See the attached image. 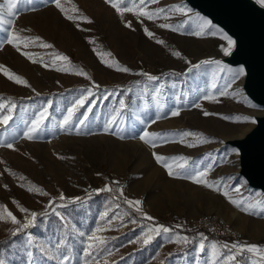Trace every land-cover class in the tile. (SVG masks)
Segmentation results:
<instances>
[{
	"label": "rangeland",
	"instance_id": "rangeland-1",
	"mask_svg": "<svg viewBox=\"0 0 264 264\" xmlns=\"http://www.w3.org/2000/svg\"><path fill=\"white\" fill-rule=\"evenodd\" d=\"M61 2L65 8L75 6L79 10L69 12L70 15H83L91 22L70 21L52 0H34L33 5L22 2L14 17H5L12 19L11 25H0V65L30 85L9 80L0 71V97L3 98L0 102L11 98L16 104L12 119L7 125L0 124V204L6 205L22 222L27 214L13 201L30 212L47 213L27 232L32 237L31 245L26 233L11 234L10 230L17 226L0 222V240L14 238L10 247L0 250V262L29 264L27 252L31 251L32 264H60L58 256L63 254L72 257L68 264H212L213 243L203 240L206 248L200 252L201 240L193 245L184 243L178 237L186 236L177 231L184 228L181 224L185 220L206 214L224 217L244 235L245 242L263 241L264 211L261 209L264 204L256 202L264 199L236 175V152L220 149L222 138L238 136L251 124L250 119L236 120L235 117H248L257 111L241 90L243 76L233 80L231 74L216 73V66L189 70L200 59L219 51L226 41L219 34L194 35L200 24L194 12L169 11L173 5L190 9L183 0L149 2L150 11L166 10L153 20L137 19L132 13L121 17L106 0ZM127 21H131V27L126 26ZM162 23L171 24L177 30L160 28ZM145 28L154 35L149 37ZM13 33L22 37L38 36L52 47H40L36 41L25 48L23 42H18L21 50L17 51L5 42V37ZM157 40H163L164 44H158ZM24 52L30 53L37 62L29 60ZM98 52L111 53V57L104 58L108 63L118 62L130 71L108 67ZM173 52L181 55L177 57ZM56 53L67 56L69 61L56 60L53 66ZM57 67L69 70L57 71ZM75 68L83 69L91 79L75 74ZM142 73L159 79L149 81ZM88 89L93 92L89 101L76 112L72 124L61 128L67 109ZM208 94L215 99H204ZM120 100L125 101L124 108L120 107ZM176 108L180 114L172 116ZM45 109L46 119L40 133L29 140L24 132ZM205 111L210 114L204 115ZM0 112L8 114L7 104ZM84 114L88 119L81 125L79 121ZM113 116L117 117L116 123L108 125L109 130L105 132V125ZM144 131L161 134L156 147L139 139ZM184 131L203 135L185 137L182 143L181 137L174 134ZM6 143H13V148L3 146ZM189 143L196 146L189 147ZM153 153L184 156L188 158V169L204 170L211 165L207 179L216 182L223 178L221 191L190 179L169 176ZM21 176L25 179L21 180ZM106 185L113 189L115 197L101 195L69 203L86 194L101 193L96 190ZM31 186L48 195L28 191ZM236 188L240 189L238 193ZM225 190L233 199H242L254 207L241 211L223 195ZM61 194L66 198L64 201L59 200ZM117 198L140 200L142 212L151 216L153 222L143 224L146 217L134 208L122 206ZM57 200L59 203H55ZM104 212L108 217L101 220ZM159 224L170 228L171 233L154 235L145 244L148 228ZM97 227L105 229L97 233L105 243L92 241L91 254L85 256L88 236ZM58 242H64L65 246L58 249ZM217 245V254H228L229 249ZM231 264L264 262L244 258Z\"/></svg>",
	"mask_w": 264,
	"mask_h": 264
},
{
	"label": "snow or ice",
	"instance_id": "snow-or-ice-1",
	"mask_svg": "<svg viewBox=\"0 0 264 264\" xmlns=\"http://www.w3.org/2000/svg\"><path fill=\"white\" fill-rule=\"evenodd\" d=\"M26 3L28 5H33L34 4V0H2V2H0V25H11L12 24V19H6L5 17H14L15 15H17V10L19 8V5L21 3ZM107 3H109L111 5V7L113 9H115V11L121 16L123 17L125 13H132L137 19H139L140 17H145L148 20H153V19H158L160 18V16L162 14L166 13V10L164 8H158L155 11H150L147 8V4L149 2L151 3H155L156 0H106ZM52 3H54L55 7L57 9L60 10L61 13H63L65 15V17L70 20V21H75L77 19L86 21V22H91L88 17L80 15V16H74V15H70L69 12L72 13H76L79 10L73 6L71 9L65 8L62 5L61 0H52ZM257 3L261 4L262 6H264V0H257ZM169 11L172 12H179V13H184L187 14V12H191V9H187L184 6H180V5H173L171 6V8L169 9ZM165 19H167V15H165L164 17ZM196 19L198 21H200L199 24V31L194 32V35L197 36H201L204 35L206 33H210L212 36H216L219 34L220 38L224 41L227 42L226 46L222 47V51L225 55H229L231 53L232 48L235 46V41L232 39L231 36H229L226 32H224L222 29L218 28L216 25H214L212 23L211 20L200 16L198 13L196 14ZM142 23V21H141ZM126 26L127 27H131V21H127L126 22ZM77 27H79V25H77ZM160 28H170L171 30L175 31L177 30L176 28H173V26L171 24H167V23H162L159 25ZM6 31V29H5ZM145 33L149 36L152 37L154 34L150 31H148L147 28H145ZM39 41L40 47L43 48H51L52 45L47 44L45 42H43L41 40L40 37H22L19 35H16L15 33L10 34L8 36L5 37V42L8 44L13 45L14 47L17 48V51H20V44L18 42H23V47H28L30 44ZM90 43H95V41H89ZM158 44H164L163 40H157L156 41ZM29 60H32L33 63H36L37 61L35 59H33V56L28 53V52H24L23 53ZM101 60L108 66V67H115L116 70L118 71H122V72H129L130 69H128L127 67H123L120 66L118 62H113V63H108L107 60H105V57H111V53L109 52H103L97 53ZM173 55L179 57L181 54L179 52H173ZM56 60H61V61H69V58L65 55L56 53L55 54V59L52 61V65L55 66V61ZM41 63H43V61H41ZM205 65H215L216 66V73H228L231 74V77L233 80L238 79L239 77L243 76L245 74V70L243 67H239L236 69H232L227 67L226 65L222 64L221 61L219 60H204L201 61L199 64L196 65H192V68L189 69L190 71L192 69H199L202 66ZM46 67L48 66L47 64L45 65ZM57 71H68L69 69L66 67H57L56 68ZM0 71L3 72V74L5 76L8 77L9 80H13L14 82L18 83V84H22L25 86L30 87V85L28 84V81L25 80L23 77L11 72L9 69H7L5 66L0 65ZM74 73L77 75H83L88 79H91V77L88 76V74L86 72H84L83 69H79V68H75L73 69ZM142 75H144L145 77H147V79L149 81H157L159 79V77L150 75L148 73H142ZM215 76V73H214ZM98 87V86H97ZM213 87H215V85H213ZM86 94H82L74 103V105L70 108L67 109V114L63 117V120L60 122V127L61 128H65L67 126H69L70 124H72L73 122V118L76 115V112L79 110L80 107H82L86 102L89 101V97L93 95V92L91 91V89L85 90ZM157 93H159V89H157ZM221 95H227L226 92H221ZM204 99H215L214 96H212L211 94L205 95ZM0 100H3L2 97H0ZM120 107L124 108L125 107V101L124 100H120ZM6 104H7V115L2 114V112H0V124L3 125H7L8 122L12 119V111L13 109H15L16 104L12 101L11 98H8L6 102H0V110H4L6 108ZM196 107H200L199 104L195 105ZM88 111H91V108H89ZM117 114H119V110H116ZM46 114H47V109H45L44 111H42L37 117L36 119L31 121V126L27 128V130L24 132V136L27 137L29 140L33 139L36 135H38L41 131V126L44 123V120L46 119ZM180 114V109L176 108L174 110H172L171 115L172 116H178ZM210 113L208 112H204V115H209ZM157 118H159V115L157 116ZM88 119L87 114H84L83 119H81L79 121V124H84L85 121ZM116 116H113L111 120L108 121V123L105 125V132H107L109 130L108 125L110 124H114L116 123ZM236 120H248L249 117H235ZM174 135H179L181 137V142L183 143L184 140L183 138L185 137H201L203 134H199V133H193V132H189V131H184V132H180V133H175ZM161 134L159 133H154V132H148V131H144L142 135L139 136V139L141 141H143L145 144H149L152 147H156V140L158 138H160ZM204 142H208L207 140H205ZM3 146H6L8 148H13V143H6ZM189 147H194L196 146L194 143H189L188 144ZM157 163L161 164L165 169H167L168 171V175L169 176H176V177H181V178H186V179H190L193 183L199 184V185H203L209 189H212L214 191H221V185L223 182V178H221L220 181H216V182H209V180L207 179V175L209 173V171L211 170V165H208V167L204 170H200V169H188L187 166V162H188V158L184 157V156H173V157H165L162 155H158L156 153H153ZM175 169H180L183 170L182 172H178L175 171ZM6 171H10L7 170ZM12 175H15L14 173H10ZM21 180H24L25 178L23 176L19 177ZM114 183H118V182H114ZM24 185L21 184V187H23ZM5 187H7L5 185ZM35 190L36 192L40 193L41 195H48L46 192H44L42 189L35 187V186H31L28 188V191H33ZM113 189L109 186H105L104 188L101 189H97L96 192H112ZM121 195H123L122 189L119 190ZM235 191L238 193L240 191L239 188H236ZM223 195L229 200V202L231 204H233L235 207L239 208L241 211H245L247 212L250 208L254 207L251 204H247L244 200L240 199H233L231 195H229V192L227 190H225L223 192ZM66 198L63 194L60 195L59 200L64 201ZM80 198H74L73 200L69 201V203H74L75 200H79ZM14 204L17 205V207L19 208V210L23 213H26L27 215L25 216L23 222L21 220H19L8 208L6 205L0 204V222H9L12 225H15L17 227H15L14 229H11V234L13 236L24 232L25 230L29 229L32 226H35L36 224V220H37V216L38 213L36 212H30L27 208H24L22 206L19 205V203L17 201H13ZM125 203L127 205H129V207L134 208L136 212L141 213L142 215H144L148 220H152L153 218L151 216H147L146 213L142 212V209L140 208L141 205V201L140 200H130L125 198ZM257 204H264V201H257ZM52 206V202L50 201L49 203V207ZM62 207H66V205H61ZM262 211H264V208L261 209ZM53 211H55V209H53ZM42 215H47V213H43ZM55 215L58 217H61V219H63V216L60 212L55 211ZM106 217H108V213L104 212L101 213V220H104ZM113 218H118V217H113ZM111 219L109 218V223H111ZM105 229H102L100 227H97L96 229H94L92 231V233L88 236V241L89 244L88 246L85 248V256H89L91 253L89 252V249H91L93 247V244L91 243L92 241H97L99 244H104L105 241L102 237L98 236L97 233L103 231ZM171 229L168 227H165L162 224L159 225H155L153 227H149L147 233L145 234V239H144V243L147 244L149 243L152 239L154 235H160V234H168L171 233ZM28 236V243L29 245L32 244V237L30 233H26ZM81 236L84 235L83 232L80 233ZM201 242L199 243V251L203 252L206 248L205 243L203 242V234H201ZM139 239V238H138ZM178 239L182 240L184 243L188 242V238L187 237H178ZM65 244L64 242H58L57 243V248H61L64 247ZM220 247L223 248H227L228 245H222ZM218 248V245L216 243H213L211 245V249L213 250V260H212V264H231L232 261H234L236 259V256L238 254L243 253L244 251L250 252V253H256L257 255H259L262 259H264V248L255 245V244H241L239 242L237 243H233L229 249L228 254H225L223 252L217 254L216 249ZM235 250V251H233ZM27 255L29 257V264H32V252L28 251ZM222 258V260H221ZM58 259L60 261V264H68V262L72 259L71 256L67 255V254H63L58 256ZM0 264H2V262H0Z\"/></svg>",
	"mask_w": 264,
	"mask_h": 264
},
{
	"label": "water",
	"instance_id": "water-1",
	"mask_svg": "<svg viewBox=\"0 0 264 264\" xmlns=\"http://www.w3.org/2000/svg\"><path fill=\"white\" fill-rule=\"evenodd\" d=\"M183 2L195 15L198 13L211 20L236 42L229 55H225L221 48L200 59L197 64L213 59L229 68L243 67L245 70L241 90L257 111L248 114L251 124L242 134L221 139L220 149L236 152V175L246 183L248 189L258 192L264 199V6L257 0ZM244 244L264 248V240Z\"/></svg>",
	"mask_w": 264,
	"mask_h": 264
},
{
	"label": "built area",
	"instance_id": "built-area-1",
	"mask_svg": "<svg viewBox=\"0 0 264 264\" xmlns=\"http://www.w3.org/2000/svg\"><path fill=\"white\" fill-rule=\"evenodd\" d=\"M181 225L184 228L200 231L207 244L217 243L220 246L228 245L227 249H230L233 243H246L244 235L218 214H206L200 217L190 218L182 222ZM240 255H243L244 258H256L264 262V259L256 253L244 251L236 256V263H238Z\"/></svg>",
	"mask_w": 264,
	"mask_h": 264
},
{
	"label": "trees",
	"instance_id": "trees-1",
	"mask_svg": "<svg viewBox=\"0 0 264 264\" xmlns=\"http://www.w3.org/2000/svg\"><path fill=\"white\" fill-rule=\"evenodd\" d=\"M101 195H107V196L115 197V193L114 192H101V193H94V194H86V195H83V196L80 197L79 202L84 201V200H86L89 197H99ZM117 201L122 206L126 207L127 209L130 208L129 205H127L124 200H121V199L117 198ZM55 203H59V200H57V202H55ZM49 209H51V208H49ZM131 212L134 214V216H136L137 213H138V212L135 213L134 211H131ZM43 213L44 212H38L37 219H40L41 217H43L44 216V215H42ZM150 221L151 222H149L147 220V218H143L142 222H143V224H149V223L153 222L152 220H150ZM32 229H33V227H30L29 229L25 230L21 234H25V233H27L28 231H30ZM177 231L179 233L184 234L188 238V243L190 245H193L197 240H201L202 239L201 233L198 230H193V229H189V228H183V229H177ZM13 243H14V238L13 237H9V238H5L3 240H0V250H3V249H6V248L10 247ZM243 259H244L243 255H240L239 256V260H243Z\"/></svg>",
	"mask_w": 264,
	"mask_h": 264
},
{
	"label": "bare ground",
	"instance_id": "bare-ground-1",
	"mask_svg": "<svg viewBox=\"0 0 264 264\" xmlns=\"http://www.w3.org/2000/svg\"><path fill=\"white\" fill-rule=\"evenodd\" d=\"M224 218V217H223Z\"/></svg>",
	"mask_w": 264,
	"mask_h": 264
}]
</instances>
